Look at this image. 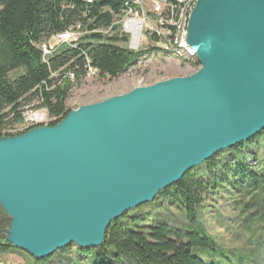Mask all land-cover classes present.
Segmentation results:
<instances>
[{"label": "water", "instance_id": "1", "mask_svg": "<svg viewBox=\"0 0 264 264\" xmlns=\"http://www.w3.org/2000/svg\"><path fill=\"white\" fill-rule=\"evenodd\" d=\"M199 67L0 137L8 244L42 260L99 248L110 223L264 129V0H195Z\"/></svg>", "mask_w": 264, "mask_h": 264}, {"label": "trees", "instance_id": "2", "mask_svg": "<svg viewBox=\"0 0 264 264\" xmlns=\"http://www.w3.org/2000/svg\"><path fill=\"white\" fill-rule=\"evenodd\" d=\"M124 9V0H0V127L3 121L7 125L21 121V108L34 100L57 119L50 125L61 120L70 110L66 107L70 88L85 77V57L100 78L115 79L134 65L145 50L120 47L115 35L97 31L108 27ZM74 25L82 33L78 42L60 45L42 58L41 44ZM184 61L198 66L194 57ZM263 137L264 130L227 149L229 156L213 155L158 195L183 208L190 224H195L204 198L214 194L225 179L227 184L230 180V192L238 197L234 203L240 207V227L259 230L264 224V168L255 172L247 157L253 156L255 140ZM127 214L110 223L99 248L76 246L74 256L68 258L64 249L56 256L67 260L66 264H240L245 260L241 253L232 256L214 245L197 225L187 231ZM2 227L5 224L0 218ZM14 250L0 233V256ZM33 264L40 262L33 259Z\"/></svg>", "mask_w": 264, "mask_h": 264}, {"label": "rangeland", "instance_id": "3", "mask_svg": "<svg viewBox=\"0 0 264 264\" xmlns=\"http://www.w3.org/2000/svg\"><path fill=\"white\" fill-rule=\"evenodd\" d=\"M131 1H133V4L136 2V0ZM181 1L182 0H172V3L178 8V12H181L187 6L186 1H182L181 6L176 5V2L180 3ZM138 3L139 9L142 8L143 13L147 14L151 10L149 4L150 0H138ZM124 15H127V12L124 13ZM139 15L141 14L139 13ZM119 18L120 17H117V19ZM99 29L100 28H98L97 31H99ZM155 30L158 29L155 28L154 31ZM76 35H79V32H77ZM46 43H51V47L57 44L52 36L43 43L47 47L48 45ZM122 47L126 48L124 46ZM153 47L158 48V50L153 49ZM149 48H151V50L146 52ZM159 48L161 49L159 50ZM137 50H145V53L139 57L134 65L130 66L127 71L119 77L108 79L90 74L92 75L90 78H86L85 76L76 83H73L69 90V97L66 100V107L74 109L79 105L97 102L113 95L125 93L139 85H149L163 79L189 75L199 67V65L193 67L189 62H185L184 60H187V57L179 55L175 50L168 48L167 45L153 44L148 39H142L139 48L135 49V51ZM43 110L46 111L45 108H39L35 100L26 102L24 107L21 108V121L12 122L10 125L4 124L5 122L3 121L0 128H18L21 124L23 125L24 118L27 121H31L35 112ZM45 114L48 115V112L44 113V115ZM251 153L253 156H248V161L253 165V170L259 173L264 168V137L262 140H255V145L252 147ZM217 154L220 158L231 155L228 150H223ZM203 164L204 162L198 166ZM226 181L227 179H225L214 194H210L204 198L202 204L196 211L197 220L195 224H190V220L186 218L183 213V208L169 203L168 199L158 194V197L156 196L157 198L155 197L153 201L129 210L123 216L127 213L130 217L141 215L143 218H146V222L148 223H152V221L166 223L169 226H175L187 231L192 228L196 229L197 225L198 228L203 230L208 237L212 239L213 244L221 247L225 253L232 256L235 253L243 254L245 260L240 264H264V224L260 226L259 230L254 232L249 231V228L246 230L240 227V207L234 203L235 199L238 197L233 194L234 191L233 193L230 192V189H233L231 186H228L231 181L228 180V184ZM0 218L6 227L7 219L4 212L0 213ZM3 228L4 227L0 229ZM76 248V245L71 244L64 249L68 252V258L74 256ZM15 249L16 250L10 253L0 256V264H33V259H29L28 257L30 256L26 255L27 253L21 249ZM57 253L58 251L40 260V264H66L67 260L56 256ZM201 255L206 260L210 259L207 254ZM234 261L237 263L238 260ZM121 264L130 263L122 261Z\"/></svg>", "mask_w": 264, "mask_h": 264}, {"label": "built area", "instance_id": "4", "mask_svg": "<svg viewBox=\"0 0 264 264\" xmlns=\"http://www.w3.org/2000/svg\"><path fill=\"white\" fill-rule=\"evenodd\" d=\"M187 2V15L186 22L183 24L181 34L179 36V42L183 43L187 49L190 50L189 46L186 45L185 35L186 26L188 21V16L190 13L189 2L195 0H182ZM133 1L124 0L125 8H127V15H116L111 21L110 25L106 28H100L98 32L104 35H115L119 41L116 43L118 46L126 47L129 50L135 51L139 48V44L142 39L149 40L153 44L159 45H169V29L173 25H164V14H169L172 12V0H150L151 10L145 14L142 12V8L139 9L138 0L132 5ZM132 12V14H131ZM139 13L141 15H139ZM117 17H120L117 19ZM153 19V20H152ZM152 21V23H151ZM79 25H74L69 27L62 33L53 35L52 38L56 40L57 44L51 47V43H46V45L41 44L42 58H45L51 52L56 50V48L62 44L75 45L80 35L82 34L79 29ZM159 27V28H157ZM158 29L155 30L154 29ZM161 29V30H160ZM79 32V35L76 33ZM122 45V46H121ZM85 68H86V78H90L92 75H98L95 68L90 66V60L85 57ZM92 74V75H90ZM54 117L48 116V118H41V114L37 115L31 121L23 120V125L21 124L18 128H4V134H17L23 132L33 126L40 124H50L56 121ZM4 134H0L3 136Z\"/></svg>", "mask_w": 264, "mask_h": 264}, {"label": "bare ground", "instance_id": "5", "mask_svg": "<svg viewBox=\"0 0 264 264\" xmlns=\"http://www.w3.org/2000/svg\"><path fill=\"white\" fill-rule=\"evenodd\" d=\"M182 1L180 3L176 2V5L181 6ZM194 4V1H190L189 2V10L191 11V8ZM178 8L175 7V5L172 3V12H170L169 14H164V25H173V27H170L169 29V45L168 48L175 50L179 55L183 56V57H187L186 59H190L191 57H193V53L191 52V50L187 49V47L179 42V36L181 34V30L183 27V24H185L186 22V15H187V6L184 10H182L181 12L177 11ZM127 12V8L123 10V12L121 13V15H124V13ZM169 22V23H167ZM187 45V43H186ZM70 78H73L72 74H69ZM86 76V74H85ZM46 111H40V112H35L33 115V118H36L37 115L41 114V118H48V115H44V113H46ZM25 119V118H24ZM0 134H4V128L3 130H1ZM36 261H40V260H36Z\"/></svg>", "mask_w": 264, "mask_h": 264}]
</instances>
